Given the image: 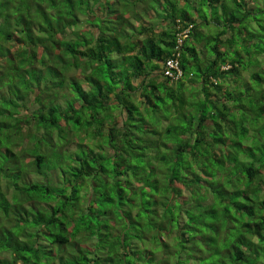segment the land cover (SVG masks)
<instances>
[{
	"label": "clouds",
	"instance_id": "9594fccd",
	"mask_svg": "<svg viewBox=\"0 0 264 264\" xmlns=\"http://www.w3.org/2000/svg\"><path fill=\"white\" fill-rule=\"evenodd\" d=\"M40 12H44L47 24ZM21 14L39 21L30 25L35 35H23L24 29L14 23ZM77 18L83 30L79 24L76 31L71 27ZM89 18L92 24L87 23ZM40 25H44L43 32ZM184 34H189L199 58L188 61L180 44ZM17 35L23 37L22 44L15 43ZM229 37L233 38L231 44L226 43ZM213 40L220 51L215 57L207 51ZM57 44L60 46L54 47ZM161 44L167 46L161 50ZM34 47L44 69V74L35 79L31 68L37 62L30 55ZM45 47L51 50L50 58L43 57ZM65 48L75 51L68 55ZM8 49L15 55L12 60L8 59ZM245 51L247 58L241 57L242 66L236 65L230 72L235 64L232 53ZM104 63L110 65L112 84L98 75ZM49 65L58 71L49 72ZM253 74L264 76V0H227L223 13L215 0H0V138L6 141L0 145V178L22 169L18 179H4L0 189V264H41L42 258L45 264H130L129 253L140 254L142 259L145 247L156 250L151 264H191L189 249L198 261L211 257L215 264H264V229L258 236L247 232L242 226L247 217L233 221L229 216L228 223L218 226L214 236L209 230L195 233L196 238L185 235L180 240L184 213L193 217L194 224L208 223V217L190 200H183L177 209V197H167L172 177L177 178L171 181L173 187L183 184L194 189L196 181L203 179L196 175L197 169L208 170V158L214 153L223 155L208 135L213 127L210 123L203 130L191 127L194 109L186 100L185 85H195L197 95L203 89L215 110H224L217 103L220 100L231 113L246 106L249 98L264 104V84L259 90L248 88ZM149 88L156 89V96L171 95L173 101L155 108V112L146 109L150 124L145 123L142 111L150 103ZM206 106L200 107L201 115ZM56 111L65 115L71 112L80 128L53 119L54 131L47 121ZM207 115L212 117L214 112ZM40 118L45 120L43 127ZM185 119L189 120L187 129L181 127ZM244 120L252 142L264 146V118L252 126L246 109ZM226 123L233 127L230 121ZM165 128H171L172 137H179L178 144L187 155L176 151V144L167 152L160 151ZM193 131L199 138L194 146ZM8 148L15 155H6ZM133 155H141L144 160L138 176L145 183L158 181V187L164 189L160 199L165 201L166 211L149 214L155 230L146 221L139 226L118 221L111 210L101 211L96 203L108 195L111 165H116L120 173L112 183L125 186L129 179L126 161ZM231 155L234 162L226 169H239L242 165L235 160V150ZM161 158L172 163L158 165ZM90 161L94 167L89 166ZM212 171L219 173L217 169ZM232 179L237 180V176ZM32 185L55 193L57 199L47 204L39 202L29 194ZM260 186L264 188V180ZM233 187L241 190L239 195L248 191L242 182ZM126 195L134 199L137 208L148 199L144 193ZM259 198L264 200V193ZM177 211L179 216L175 215ZM85 212L98 217L99 224H80L77 229V220ZM173 219L180 222L179 229ZM57 223L63 229L59 245L47 235L58 231ZM207 236L213 239L209 241ZM158 237L167 239L171 246L161 249ZM201 237H205L202 243ZM218 249L219 260L215 255Z\"/></svg>",
	"mask_w": 264,
	"mask_h": 264
},
{
	"label": "trees",
	"instance_id": "16d2710c",
	"mask_svg": "<svg viewBox=\"0 0 264 264\" xmlns=\"http://www.w3.org/2000/svg\"><path fill=\"white\" fill-rule=\"evenodd\" d=\"M78 2H83V0H78ZM216 7L219 8L220 12L223 13L227 8V0H224L221 3V0H215ZM54 6V3L53 5ZM25 7L27 5L25 4ZM191 7V5H189ZM41 18L44 19V24H47V18L44 17V12L39 13ZM122 15V13H121ZM190 15V13H189ZM14 23H18L23 29V35H35L32 33L30 25L34 23H39V21L28 20L23 14L20 15L18 21H14ZM88 24H92L93 21L91 18L87 21ZM80 25V30H83V23L77 18L75 24L71 25L74 31L77 30V25ZM134 27V26H133ZM213 27H218V25H213ZM257 28L261 26L259 24L256 25ZM44 25H40V31L43 32ZM195 35L194 33L192 34ZM237 35H239L237 33ZM254 36V34H250ZM16 44L23 43V37L21 35H17L15 38ZM42 39V37H37V40ZM232 37L226 39V43L231 44ZM82 44H85V40L80 41ZM213 46L208 48L207 51L212 56H219L220 51L215 47V42L213 40ZM174 44V42H173ZM60 44L54 45V47H58ZM167 45L161 44V50L164 49ZM184 49V53L188 59L191 61L196 56L197 49L192 47L191 41L188 36L184 39L181 44ZM147 47V45H146ZM247 47L246 45L244 46ZM259 47V45H257ZM65 51L68 55H72L75 49L69 51L65 48ZM149 51L151 49L149 48ZM31 58L36 60V65H33L31 68V73L33 75V79L36 78L37 75H43L44 69L40 67L43 64V59L37 56L35 51V47L33 51L30 53ZM83 55V54H81ZM235 64L233 67L229 69V71L236 70V65L243 64L241 57L244 59L247 58V52H237L232 53ZM51 50L45 47L43 49V57L50 58ZM15 58V55L12 49H8V59L12 60ZM23 63V62H22ZM103 71L99 72V77L105 81L106 83L112 84L114 81L112 80L111 68L110 65L104 63L101 65ZM182 72L184 71V65H181ZM48 71H58L54 66L49 65ZM137 71H139V67L137 66ZM195 72L197 75L200 74L199 67L195 68ZM215 75V73H213ZM39 83V81H37ZM248 88L252 90H259L260 85L264 84V76H260L258 74H253L250 76L248 82ZM187 89L186 100L189 103V106L193 107V112L191 115V120L193 123L191 127L200 128L201 130L207 129L208 124L210 123L213 127L208 131V135L212 137L215 142V145L219 149L220 153H223L222 156H218V154L214 153L212 156L208 158V164L210 165L208 170L197 169L196 175L198 177H202L203 179H198L196 181L195 188H186L183 184H177L175 187L172 186L171 181L176 180V177H172L169 181V187L167 189V197L170 199L173 195L177 197L175 200V206L179 209L182 206L183 200H190L193 202L194 206L200 207L201 210L207 215L208 223H195L193 222V217L189 216L187 213H184L183 220V232L177 238L183 240L185 235L195 237V233H207L209 230L213 233V236L218 231V226L222 227L228 223V218L231 216L232 220H238L241 216L247 217V219L242 221V226L244 229L252 235H259V231L264 229V200H261L259 197L262 193H264V188H261V180H264V173H261V168H264V153H261V148L264 146H260L256 143L252 142V134L249 133L248 128L245 127L244 115L246 109L249 113V121L248 123L254 126L258 120L264 118V104H258L256 100L249 98L248 104L246 106L242 105L235 111L228 113L226 105L222 104L220 100H217V103L220 104V107L224 109L223 111L215 110V106L212 103H208V95L207 93L201 89L199 94H196L195 85H185ZM247 90V89H246ZM155 88H149L148 93L150 94V103L147 104L146 108H142L144 111V121L145 123H151V117L149 116V112L146 109H151L152 112H155V108L163 107L165 103L172 104L171 95H161L156 96ZM161 93H163V89H160ZM232 97L229 94V101H231ZM237 103H240V98H237ZM207 104L204 108L203 115L200 114V107ZM153 105L155 107H153ZM136 107H141L139 103H136ZM7 110H5L6 114ZM214 112L212 117H209L207 113ZM239 113V114H238ZM80 113L77 112L76 116L79 117ZM119 118V114H117ZM58 121L60 124H67L73 129L78 130L80 128V122L78 119L72 118V113L69 112L67 115L56 111L50 114V118L47 121L48 126L52 128L54 131L56 130V123L53 122ZM231 122L232 126L235 128L233 131V127H229L226 122ZM133 125L135 122H132ZM163 123V121H161ZM41 127L44 126L45 120L40 118ZM189 120L185 119L181 122V127L187 129L189 128ZM87 127V125H85ZM222 130V131H221ZM133 131H137L135 127H133ZM253 131H255L253 127ZM171 128H165L161 133V142H160V151L167 152L169 148L176 144V151L181 152L182 155H187L186 152L182 150V145L178 144L179 137H172L170 135ZM219 133V134H218ZM193 146L196 143H199L198 134L193 131ZM6 141L0 138V145H4ZM235 150V160L239 161L240 165H242L239 169L233 167L232 169H226V165L234 162L233 156L231 153ZM11 153L15 155L12 149H6V155ZM23 165L24 161H20ZM35 163V161H33ZM128 163V168L126 175L129 179L126 181L124 187H119L117 184L112 183L113 179L119 175L120 173L117 171L116 165H111L109 168V184H108V195L106 198L97 201L96 203L99 205L101 211L111 210L112 215L119 221L124 220L129 223H135L137 226L139 224L147 222V226L151 227L155 230L156 226L152 223L151 219H149V214L156 215L160 213L161 215L166 211V203L160 199L161 194L164 193V189L158 187V181L156 183H145L137 174V170L140 166L144 164L143 157L141 155H133L131 160L126 161ZM158 165H166L171 164V161H168L164 158H161L157 161ZM42 166V162H41ZM90 167H94L93 162H89ZM212 169L219 170V173L213 172ZM22 169H17L14 173H9L8 176L0 178V189L4 187L3 180L4 179H18L20 177V172ZM162 170V169H161ZM75 174V173H74ZM39 175V173H37ZM232 176H237V180H233ZM211 177V180L208 179ZM243 183L244 188L248 191L244 195H239L238 193L241 191L240 189L234 188V183ZM151 188V192L149 193L148 189ZM132 192L133 197L139 196L141 193H144L148 196L143 204L137 208L136 203L133 198H129L126 194ZM29 194L36 198L41 203H49L50 201H54L57 199L55 193L48 191L42 187H38L36 185H32L29 187ZM123 194V195H122ZM210 203L209 207H204V205ZM61 203H63V199L61 198ZM155 205V207H152ZM126 209V211H121V209ZM33 211L35 209H25V211ZM176 216H179L180 213L177 211L175 213ZM138 218H143L140 220ZM35 223V222H33ZM173 225H175L178 229L181 227L180 222L177 219L172 220ZM80 224H84L85 227L88 225H98L99 219L96 216H93L90 212H85L81 214V216L77 220V229ZM56 228L58 231L47 234L50 241L59 245L63 242L61 238V232L63 229L61 225L57 223ZM77 229H73L75 232ZM167 235V234H165ZM213 236H207L206 238L211 241ZM205 237H201V243ZM160 248L163 249L165 247H170L169 241L163 237H158L156 241ZM144 243H148V236L145 234ZM186 243V242H185ZM182 247V246H181ZM202 250V249H201ZM226 251V249H224ZM155 249H150L145 247L143 249V258L141 259L140 254L137 253H129L130 255V264H137L139 260L140 264H151V258L155 255ZM47 255H51L48 253ZM217 256V260H219V249L215 253ZM239 255L238 253L236 254ZM189 256L191 264H215V262L208 257L206 260H197L195 255L192 252V249H189ZM108 259H111L109 257ZM41 264H45L43 258L41 259Z\"/></svg>",
	"mask_w": 264,
	"mask_h": 264
},
{
	"label": "built area",
	"instance_id": "2783aa9c",
	"mask_svg": "<svg viewBox=\"0 0 264 264\" xmlns=\"http://www.w3.org/2000/svg\"><path fill=\"white\" fill-rule=\"evenodd\" d=\"M187 35H188V34H184V37H183V38H186ZM182 42H183V39L180 41V44H182ZM180 68H181V66H180ZM181 72H182V68H181Z\"/></svg>",
	"mask_w": 264,
	"mask_h": 264
}]
</instances>
